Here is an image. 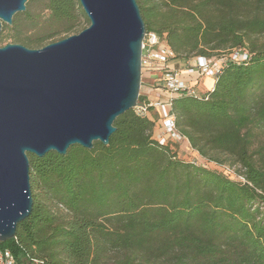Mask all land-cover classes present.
Returning <instances> with one entry per match:
<instances>
[{
  "label": "trees",
  "instance_id": "1",
  "mask_svg": "<svg viewBox=\"0 0 264 264\" xmlns=\"http://www.w3.org/2000/svg\"><path fill=\"white\" fill-rule=\"evenodd\" d=\"M137 1L172 61L228 55L212 89L175 96L172 109L192 149L240 164L246 181L183 159L154 138L156 112L129 109L107 145L28 154L33 210L0 246L18 264H102L111 252L115 264H264V0ZM44 2L65 32L89 20L79 0ZM17 15L0 45L36 48L44 39L27 36ZM234 49L249 58L232 59Z\"/></svg>",
  "mask_w": 264,
  "mask_h": 264
},
{
  "label": "water",
  "instance_id": "2",
  "mask_svg": "<svg viewBox=\"0 0 264 264\" xmlns=\"http://www.w3.org/2000/svg\"><path fill=\"white\" fill-rule=\"evenodd\" d=\"M79 1L90 20L79 33L0 46V241L33 210L28 154L107 145L115 119L139 100L147 29L138 1ZM27 2L0 0V33Z\"/></svg>",
  "mask_w": 264,
  "mask_h": 264
},
{
  "label": "built area",
  "instance_id": "3",
  "mask_svg": "<svg viewBox=\"0 0 264 264\" xmlns=\"http://www.w3.org/2000/svg\"><path fill=\"white\" fill-rule=\"evenodd\" d=\"M173 52L164 37L154 31H146L142 43V72L144 77L154 81L153 88L167 92L156 100L144 98L138 100L134 110L139 115H146L154 110L157 114L159 133H154L161 145L180 143L181 147L190 149L187 139L180 133L176 125V116L172 109V99L180 95H198L197 85L204 76L215 77L222 71L229 59L222 56H196L186 68L177 69L171 63ZM232 59L243 61L249 58L246 49H234ZM191 77V78H190ZM194 77V79H192ZM183 150V149H182ZM231 177L246 181L243 175L229 170ZM0 264H18L13 252L9 248L0 246Z\"/></svg>",
  "mask_w": 264,
  "mask_h": 264
},
{
  "label": "rangeland",
  "instance_id": "4",
  "mask_svg": "<svg viewBox=\"0 0 264 264\" xmlns=\"http://www.w3.org/2000/svg\"><path fill=\"white\" fill-rule=\"evenodd\" d=\"M44 1L46 0H30V2H28V6H29V11L27 13H24V11H18L16 14L17 15V19L19 20V22L21 23V25L25 28V34L27 36H31L33 38H43L44 40L40 43L39 46H37L36 48H40L45 46L46 44L56 41L64 36H67V34H75V33H79L80 31H82L84 28L88 27L90 25V20H87V18H85L84 16H79V18L77 19V22L75 24V28H73V30H71L70 32H65L63 30V28H58L56 24H54L55 22L52 21L51 19H49L48 14L50 13L47 9L43 8V4L45 3ZM15 14V15H16ZM30 16V18H29ZM88 17V16H87ZM6 25L11 26V24L3 22ZM35 24V27L30 29L29 27L32 26V24ZM56 25V26H55ZM11 29V28H10ZM260 42L263 43L264 42V35H262L260 38ZM10 38H6L3 42L2 45L10 42ZM222 55H226V53L222 54ZM220 55V56H222ZM219 57V56H218ZM191 58V57H189ZM189 58H184V57H180L177 58L175 61H171L172 64H176V68H178V66H180V64L184 63V60H187ZM185 66H182V68ZM186 68V67H185ZM211 78V77H210ZM149 78H145L144 77V71L142 72V86H141V90L140 93L143 94V90L145 89V85L147 84ZM149 83L152 82L154 83L153 80L149 79ZM161 90L155 91V96L159 97ZM154 96V97H155ZM259 142L264 143V132L261 134V136L259 137ZM172 146L178 150L180 156L188 161H195L199 164H202L208 168H212V169H217L219 171H229V170H233L235 172L238 173L239 169H240V164H234L232 162V160L228 159L226 162L224 163H217L215 161H208L206 158H204L202 155H200L197 151H195L194 149H192L190 146V149L185 148L186 144H184V147L182 148L180 143H176L171 141ZM183 149V150H182ZM102 264H115V252H111L109 253L106 258L104 259V261L102 262Z\"/></svg>",
  "mask_w": 264,
  "mask_h": 264
},
{
  "label": "crops",
  "instance_id": "5",
  "mask_svg": "<svg viewBox=\"0 0 264 264\" xmlns=\"http://www.w3.org/2000/svg\"><path fill=\"white\" fill-rule=\"evenodd\" d=\"M173 61H175V60H173ZM192 62H193V58H189L187 60H184V63L183 64L181 63L180 66H178L177 69H183V68L189 66V64L192 63ZM174 65L176 66L175 62H174ZM182 66H185V67L182 68ZM192 79H194V77ZM149 81L150 80L148 79L147 84L145 85V89L143 90V96L145 98H148V99H151V100H156L158 97L155 96V94H156L155 91H158V90L154 89L152 82L149 83ZM215 82H216V78L215 77L207 78V76H204V77H202L200 79V81H199V83L197 85V89L199 91H201V92L210 90V89H212L214 87ZM160 90H161L160 91L161 95H163V96L167 95V92L162 91V89H160ZM152 111L155 112L154 110H152ZM158 126H160V125L157 123V128L154 131L155 133H159L160 129H159Z\"/></svg>",
  "mask_w": 264,
  "mask_h": 264
},
{
  "label": "bare ground",
  "instance_id": "6",
  "mask_svg": "<svg viewBox=\"0 0 264 264\" xmlns=\"http://www.w3.org/2000/svg\"><path fill=\"white\" fill-rule=\"evenodd\" d=\"M210 76H208L207 78H209Z\"/></svg>",
  "mask_w": 264,
  "mask_h": 264
}]
</instances>
